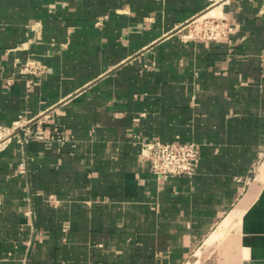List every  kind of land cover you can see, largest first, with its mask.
<instances>
[{
  "label": "crops",
  "instance_id": "1",
  "mask_svg": "<svg viewBox=\"0 0 264 264\" xmlns=\"http://www.w3.org/2000/svg\"><path fill=\"white\" fill-rule=\"evenodd\" d=\"M19 122L57 132L0 142V264H264V0H0ZM140 141L192 144L194 174L157 180Z\"/></svg>",
  "mask_w": 264,
  "mask_h": 264
},
{
  "label": "built area",
  "instance_id": "2",
  "mask_svg": "<svg viewBox=\"0 0 264 264\" xmlns=\"http://www.w3.org/2000/svg\"><path fill=\"white\" fill-rule=\"evenodd\" d=\"M194 22V23H193ZM191 32L193 36H200L206 39H217L226 36L228 27L221 18H195ZM21 72L37 75L40 67L28 62L21 69ZM18 130L23 132V139L45 140L52 139L57 130L45 133L44 130L28 129L23 123H16L7 133L0 134V142L3 143L15 137ZM17 141H20L17 138ZM140 160L145 163L157 180H167L176 177H191L194 174L199 160V151L192 144L179 141H140ZM24 164H20L23 172Z\"/></svg>",
  "mask_w": 264,
  "mask_h": 264
},
{
  "label": "rangeland",
  "instance_id": "3",
  "mask_svg": "<svg viewBox=\"0 0 264 264\" xmlns=\"http://www.w3.org/2000/svg\"><path fill=\"white\" fill-rule=\"evenodd\" d=\"M191 26H193V24H192ZM190 29H191V28H190Z\"/></svg>",
  "mask_w": 264,
  "mask_h": 264
}]
</instances>
